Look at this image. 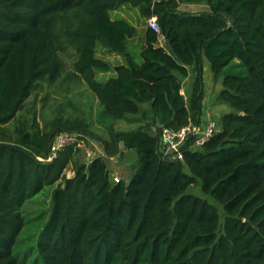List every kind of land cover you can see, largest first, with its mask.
<instances>
[{
	"label": "trees",
	"instance_id": "trees-1",
	"mask_svg": "<svg viewBox=\"0 0 264 264\" xmlns=\"http://www.w3.org/2000/svg\"><path fill=\"white\" fill-rule=\"evenodd\" d=\"M184 3L207 10L185 11ZM123 4L157 16L160 33L146 25L139 59L128 47L136 27L111 17ZM98 45L123 63L98 57ZM69 49L67 78L94 94L106 137L90 131L73 100L67 115L60 109L43 126L34 113L17 114L42 81L56 80ZM204 58L221 84L217 101L230 110L202 147L188 143L173 159L159 149L160 132L200 123ZM143 105L150 121L117 129ZM62 131L97 137L103 154L78 162L80 149L69 144L48 160ZM121 141L138 154L128 185L111 180L105 160L122 156ZM197 181L204 197L186 192ZM46 186L51 204L29 262L16 246L22 207ZM37 263L264 264V0H0V264Z\"/></svg>",
	"mask_w": 264,
	"mask_h": 264
},
{
	"label": "rangeland",
	"instance_id": "rangeland-1",
	"mask_svg": "<svg viewBox=\"0 0 264 264\" xmlns=\"http://www.w3.org/2000/svg\"><path fill=\"white\" fill-rule=\"evenodd\" d=\"M194 8L195 10H200L202 7L196 5ZM121 11V15L136 27V34L129 39L128 47L135 54L136 59H139L140 47L142 46L144 40L143 32L147 25L146 18L141 15L137 7L129 4H123ZM111 17L120 18L114 17L112 11ZM161 37L162 36H159V38ZM96 54L98 57L108 62L111 66L124 60L120 54L108 51L100 45L97 47ZM60 56L63 59L64 65L62 72L53 83L42 81V86L31 94V96L25 101L23 109L17 114L32 115L34 113L40 125L43 126L45 120L53 117V115H55L60 109L64 111V115H67L69 110H72L69 101L73 100L77 106L76 112L84 114L87 120L90 121V131L98 136L106 137L104 128L98 125L95 121L96 110L99 106L94 94L88 90L82 81L67 78V73L72 69V63L75 59L72 50L69 49L60 53ZM229 70L240 73L242 72V67L235 66ZM111 75V69L106 71L99 70L96 72V78L101 81L106 80ZM217 82L220 83L219 80ZM227 107L230 110L228 105ZM148 111V105H143L141 112H139L138 115L136 114L135 117L144 119L145 114H148ZM119 123L120 122L116 123L117 128H120L118 126ZM128 128L132 127H123L121 130H129ZM87 138L88 141L86 142V146L80 149L75 156V160L78 162L88 163L94 156L103 154L100 140L91 134H88ZM123 151L124 152L121 157H111L107 163L109 176L113 181H115L114 177L125 178L132 172L133 168L137 164L138 154L134 149L123 148ZM72 172V167H69L66 170L67 175H72ZM52 189L53 186L44 187L36 196L26 201L22 207L25 222L17 237L16 246L19 250H21V252H27V261L29 262L34 259V255L36 254V238L47 218V213L51 204L50 195ZM186 192L193 193L201 197L205 196L201 191L199 181L189 186Z\"/></svg>",
	"mask_w": 264,
	"mask_h": 264
},
{
	"label": "built area",
	"instance_id": "built-area-1",
	"mask_svg": "<svg viewBox=\"0 0 264 264\" xmlns=\"http://www.w3.org/2000/svg\"><path fill=\"white\" fill-rule=\"evenodd\" d=\"M147 26L160 33V27L156 15L146 19ZM181 93L182 90H181ZM184 94V93H183ZM220 130L219 124L215 119L207 120L206 124L201 127L200 124L189 123L178 129L163 127L160 132L159 149L163 154L173 159L181 158L183 147L188 143V149L202 147L211 136ZM88 138L86 135L76 132L62 131L57 133L51 144L48 160L53 159L57 152L69 144H74L76 148L82 149L86 146ZM73 174V172H72ZM70 176V175H68ZM115 181L119 178L114 177Z\"/></svg>",
	"mask_w": 264,
	"mask_h": 264
},
{
	"label": "crops",
	"instance_id": "crops-1",
	"mask_svg": "<svg viewBox=\"0 0 264 264\" xmlns=\"http://www.w3.org/2000/svg\"><path fill=\"white\" fill-rule=\"evenodd\" d=\"M196 5H199L202 8L200 10H195L194 7ZM122 7H123V5L112 11L114 14V17L124 18L121 15ZM179 8L182 10H185V11L196 13V12L207 10V5L205 3H184V4H180ZM159 40H160V42H159ZM159 40H158V44L167 48V42H166L165 38L161 37V38H159ZM121 63H123V60L121 62H119L118 64H121ZM113 66H115V65H113ZM113 74H114V72L112 70V75ZM194 75H195L194 69L193 68L189 69V74L183 81V89H182L183 93L190 90ZM203 82H204V97H203V101H202V110H201L200 123H199L201 127H203L206 124L207 120H209V119L217 120L224 113L229 111L226 104L217 101L216 95L221 88V84L218 83L217 81H213L212 73H211V70L209 67V63L205 58L203 60ZM135 115H133V116L128 115L124 119L119 120L118 122H120V123L118 126L120 128H117V129L121 130V128H123V127H132V128H128V129H133L134 127L141 125L143 122L150 121L152 119L150 110L148 111V114L147 113L145 114L144 119L143 118L139 119V118L135 117ZM135 167L133 168L132 172L134 171ZM132 172L129 175H127L124 179H128L129 176L132 174Z\"/></svg>",
	"mask_w": 264,
	"mask_h": 264
},
{
	"label": "water",
	"instance_id": "water-1",
	"mask_svg": "<svg viewBox=\"0 0 264 264\" xmlns=\"http://www.w3.org/2000/svg\"><path fill=\"white\" fill-rule=\"evenodd\" d=\"M119 144L123 148V142L121 141ZM105 160L108 162L110 160V157H106ZM125 183H126V185H128L129 184V179H125Z\"/></svg>",
	"mask_w": 264,
	"mask_h": 264
}]
</instances>
